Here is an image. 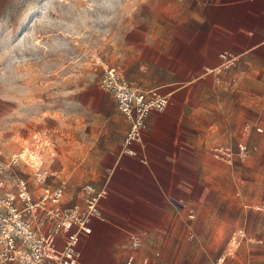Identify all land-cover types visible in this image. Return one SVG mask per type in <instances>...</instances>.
I'll list each match as a JSON object with an SVG mask.
<instances>
[{
	"label": "rangeland",
	"instance_id": "374dc122",
	"mask_svg": "<svg viewBox=\"0 0 264 264\" xmlns=\"http://www.w3.org/2000/svg\"><path fill=\"white\" fill-rule=\"evenodd\" d=\"M215 3L0 0V180L37 194L36 169L22 161L5 167L34 146L41 170L55 173L46 181H65L70 204L82 184L103 186L127 130L99 86L103 66H116L142 90L181 89L179 124L187 128L178 133L186 134L209 190L192 192V202L206 210L192 211L194 238L177 264H264V55L232 57L218 75L203 68L182 75ZM218 58L225 66L231 57ZM236 230L246 238L230 254Z\"/></svg>",
	"mask_w": 264,
	"mask_h": 264
},
{
	"label": "crops",
	"instance_id": "0c3cea01",
	"mask_svg": "<svg viewBox=\"0 0 264 264\" xmlns=\"http://www.w3.org/2000/svg\"><path fill=\"white\" fill-rule=\"evenodd\" d=\"M213 8L205 22L208 25L205 37L199 39L198 48L196 44L192 46L190 62L182 65L191 68L182 73L184 77H193V68H203L204 75H218L209 70L220 66L218 56L221 55L230 56L232 60V57L246 56L253 51L264 55V0H216ZM153 88L169 93L170 104L164 112L148 117L142 143L136 147L137 157L121 156L122 140L118 157L113 159L105 184L101 186L108 192L100 202L103 219L92 220L87 232L81 236L76 264H173L166 260L177 264L181 253L186 252L194 238L192 211L206 209L192 202L191 195L194 188H199L202 194L209 186L202 182L194 168L193 149L186 134L178 133L179 126L187 128L179 124L183 111L178 95L181 89L170 85ZM127 131L128 123L125 135ZM226 150L221 151L223 157ZM141 156L146 159L145 164L138 160ZM49 176L54 178L55 173ZM84 184L77 190V200L70 204L65 181L59 184L47 182L51 187L63 185V206L82 204L80 193ZM41 187L37 194L30 191L34 198L39 196ZM124 193H129L130 197ZM216 195L219 196L218 183ZM186 211L191 212L186 214ZM45 229L52 241L62 246L65 233L53 222ZM132 234L140 239V247H132Z\"/></svg>",
	"mask_w": 264,
	"mask_h": 264
},
{
	"label": "built area",
	"instance_id": "2783aa9c",
	"mask_svg": "<svg viewBox=\"0 0 264 264\" xmlns=\"http://www.w3.org/2000/svg\"><path fill=\"white\" fill-rule=\"evenodd\" d=\"M225 62V66L215 67L209 72L220 74L233 60L228 58ZM99 86L113 97L118 112L128 123L121 156L137 157L136 147L142 143L148 117L166 110L170 94L159 88L141 90L126 81L118 68L108 65L103 66ZM228 153L226 150L225 154ZM138 160L146 163L142 156ZM19 161L36 169L34 179L42 187L39 196L34 198L23 184L10 189L0 180V264H76L81 236L87 232L92 220L103 219L100 202L108 195L107 189L84 184L80 193L82 204L63 206L64 187L47 185L48 174L41 170L38 150L34 146L27 147L12 156L5 167ZM50 222L65 233L60 247L45 229ZM245 238L243 230H236L229 239L227 252H236ZM130 241L133 248L141 246L137 236H131Z\"/></svg>",
	"mask_w": 264,
	"mask_h": 264
}]
</instances>
